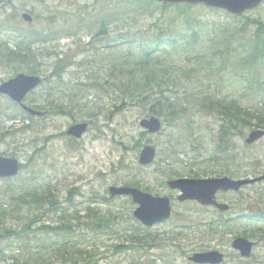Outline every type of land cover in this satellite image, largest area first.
<instances>
[{
	"label": "trees",
	"instance_id": "16d2710c",
	"mask_svg": "<svg viewBox=\"0 0 264 264\" xmlns=\"http://www.w3.org/2000/svg\"><path fill=\"white\" fill-rule=\"evenodd\" d=\"M95 1L99 2V0ZM5 3L11 9L15 8L13 0H5ZM195 8L209 9L210 12L221 11L203 5L165 4L150 0H116L112 1L109 10L101 6L98 17L90 13L87 14L90 16L88 18L79 15L76 24L73 20H69L66 29H47L49 33L24 28L17 13L4 11V16L0 19V33H5L0 36V81L19 72L41 74L43 61L42 57L37 56V43H47L61 35L76 36L79 31L83 30L91 33L97 30L94 34L95 40L99 35L105 36L107 31L114 30L124 37L123 43L100 45V48H95L92 40L89 43L90 49H93L91 56L81 58L76 64L79 68H83L85 77L89 72L93 81L81 85L75 84L71 90L69 88L67 90L71 92L76 90L81 93L82 89L90 91L95 87L104 92L111 89L112 93L116 94L115 99H119L121 106L125 104L140 106L146 116H158L162 121L173 125L175 131L170 133L171 138L168 145L163 150L157 149V160L155 161L157 171L167 178L190 173L184 172L183 166H179L177 161L183 164L185 160L180 159L178 155L183 153L188 158V154L196 151L198 147L194 145L189 147L180 143L181 135L184 136L183 132L187 131L186 136H192L193 129L198 130V127H194L191 123L193 122L192 112L215 115L214 117L220 121L213 141L215 149L211 154L215 162L220 160L226 170H229V160L237 155L235 165L242 164L244 173L255 174L259 167L258 162L250 161L254 156L246 152L239 156L238 150L231 144V137L244 135L246 129H264V104L261 103V107L257 103L252 106H243L239 100L227 93L217 94L212 86L224 83L226 79L241 77L253 90L255 97H261V101H264V20L259 16H249L248 13L254 11L252 10L240 16L224 11L230 19L210 21L203 19L207 13L202 14L203 11H196ZM158 11L160 12L159 18H168L164 24L142 31H135L132 28L139 18L153 17ZM43 49H47V46L44 45ZM42 52L44 51H41L39 56ZM66 58L65 54V57L55 60L49 75L43 76V82L55 81L56 84L58 83L57 89L62 88L64 83L58 82V79L70 64L75 63ZM102 71L107 72L111 79L104 77L103 80L100 75ZM181 78L184 81L181 82ZM55 88L49 84L48 90L43 94V99L34 97L35 92L33 91L26 98V102L45 114L48 109H56V113L60 114H71L66 106L54 103L52 96ZM193 97H196L197 101H193ZM4 99L6 105L0 107V120L3 117L12 118L19 114L30 120L35 119L21 109L20 113L16 114L18 106L8 98ZM113 107V110L108 111L109 116L120 110L116 103H113ZM45 114L39 118H43ZM184 117L186 122L181 126L179 121ZM253 120L256 121L253 122ZM28 127L25 125L20 130L25 132ZM8 133L10 135L11 132L1 133L0 137ZM142 134L146 133L142 132ZM48 138L44 141H48ZM118 143L123 145L121 141ZM195 143L197 145V142ZM136 145L140 147V140ZM0 154L17 158L14 151ZM33 157L34 155L31 156ZM28 164L21 162L20 171ZM140 170L137 173L142 172ZM200 171L204 172L198 169L192 173L193 176L198 177ZM132 179L123 184L151 191L150 186L144 184L138 175L135 174ZM0 180L11 181L13 178ZM7 190L12 191L13 195L9 196L8 202L0 205V233L4 238L8 236V242L13 244L10 247L13 254H11L9 264H51L53 262L51 258L47 259L50 255L58 256L61 260L60 264H99L104 256L90 244L93 238L101 234L108 236L118 234L115 226L119 223L120 217L110 210L104 211L100 207L87 204L83 216L79 215L77 210L75 214H69L65 212V208L59 207L60 203L55 204L56 197L50 192L47 193L44 189L24 184L23 181L16 188L7 185L5 191ZM106 200L103 198V201ZM19 201L27 204L28 208L32 203L37 207L34 216L21 229H17L9 218L18 211L16 205ZM262 202L264 203V197L261 195L259 204H255L258 205L256 207H264L260 205ZM191 204L199 210L207 209L195 203ZM48 209L53 212L63 210L58 216V223L38 222V219L44 215V211ZM214 212L217 214L218 221L224 226L218 223H203L196 216L174 212L173 218L176 216L175 236L179 239L197 238L200 241H223L227 233L233 232L234 228L231 227V223L235 219L227 217L224 212L216 210ZM256 214H261V212ZM73 216L76 219L75 222L71 220L74 219ZM31 223L41 224L33 229L30 227ZM132 229L138 230V226ZM29 232L33 233V236H30ZM34 232L45 235L52 233L56 240L48 239L40 242ZM254 232L264 236V227ZM75 233H77L76 236H72ZM239 234L249 236L245 232L236 235ZM157 240L158 236L140 237L134 234L130 236L131 242L126 248L144 249L160 245ZM114 248L117 252L121 250L118 244L114 245ZM15 249H20V251L15 253ZM176 251L185 253L181 246H176ZM0 258L6 260L3 250H0ZM149 264H154V262L149 261Z\"/></svg>",
	"mask_w": 264,
	"mask_h": 264
},
{
	"label": "rangeland",
	"instance_id": "374dc122",
	"mask_svg": "<svg viewBox=\"0 0 264 264\" xmlns=\"http://www.w3.org/2000/svg\"><path fill=\"white\" fill-rule=\"evenodd\" d=\"M112 1L116 0H13L15 8L5 3V0H0V19L4 16V11L17 13L19 19L23 11L30 12L33 19L30 22H25L21 19L24 28L40 30L46 33L47 29L60 30L66 29L69 20H73L75 24L80 16H87L88 13L100 16L99 9L109 10ZM196 11L207 13L203 19L223 21L224 18L230 19L223 11L210 12L209 9L195 8ZM79 13V14H77ZM80 15V16H79ZM158 11L153 17L144 16L139 18L132 28L135 31L145 29H154L156 25H162L168 18H159ZM251 17H261L264 20V2L259 6L258 10L248 13ZM121 21V20H120ZM120 22H118L119 24ZM131 23V21H130ZM129 26V25H127ZM76 28V27H75ZM252 30V29H251ZM49 33V32H47ZM89 31H79L76 36L61 35L58 38L51 39L47 43H37V56L42 57L41 65L42 72L40 76H47L52 70V66L59 57L67 56V59L73 60L66 70L62 73L58 82H63L62 88L57 89L55 81H44L35 90L34 97L44 98V92L48 90L49 84L53 85L52 98L55 104H62L70 110L71 114L56 113V109H48L43 118H35L30 120L22 115L0 120V134L11 132L10 135L0 137V153H9L14 151L17 154V159L22 163H29L26 168L20 171L19 175L11 181L0 180V203L8 202L9 196L13 195L12 191L5 188L10 185L16 188L23 181L24 184L46 190L56 197L55 204L60 203V208H65V212L78 214L83 216L85 206L88 204L92 207H100L104 211L110 210L119 216V223L115 226L118 234L97 235L90 243L95 246L98 252L104 256L99 264H149L153 261L154 264H193L188 261L187 257L193 252L218 250L224 254V261L221 264H264V236L259 235L260 227H264V215L260 219L247 214L257 213V197L259 194L264 196V182L247 185L240 193H230L226 195V199L230 204V211L225 214L235 220L232 221L231 227L234 228L232 233H227L225 239L221 242L205 240L200 241L197 238L187 239L178 238L175 236V223L173 216L164 222L154 226L145 227L141 225L133 216V210L136 206L130 197L115 196L110 197L108 187L110 185L122 186L123 182L132 181L134 175L142 178L144 184H148L152 194L158 195H176V190H171L165 185L167 176L157 171L155 161L149 166L141 167L138 164V155L144 144L153 145L156 150H163L169 143L171 138L170 133L175 131V127L166 122H163L161 131L157 133H148L140 126L141 118L146 117L140 106H132L121 103L116 98V94L110 89L104 92L100 88H92L90 91L79 93L76 90H71L75 84L81 85L93 81L91 74L85 77L83 68H79L76 64L81 58L90 57L93 49H90V44L93 40L95 48H100V45H120L123 43V38L119 33L110 30L105 36L99 35L94 40V34ZM5 33H0V36ZM47 49H43V46ZM49 46L51 48H49ZM107 49V48H105ZM104 49V50H105ZM103 51V49H101ZM41 51L42 54L39 56ZM262 68V66L260 67ZM225 72V71H224ZM242 73L241 71H239ZM93 73V72H92ZM103 80L110 78L107 72L102 71L100 74ZM105 77V78H104ZM88 78V79H87ZM111 79V78H110ZM224 83L214 84L212 87L217 94H229L239 100L243 106H252L257 103L260 107L264 104L261 97H255L253 90L244 81L243 78L226 79ZM102 81V80H101ZM184 81L183 78L180 80ZM66 88V89H65ZM62 92L68 94L64 95ZM181 94L180 91L177 90ZM178 93V94H179ZM5 97L0 99V107L6 105ZM193 97V101H197ZM26 103V102H25ZM113 103L119 107V111L109 116L108 111L113 110ZM13 106V105H10ZM9 106V107H10ZM53 110V111H52ZM20 113V108L17 107L16 114ZM191 122L198 130L193 129L192 136H186L187 131L183 132L184 136L180 137L181 145L189 147H197L196 151L188 154V158L183 153L178 157L184 159L183 164L177 161L179 166H183L184 176H193V172L200 169L204 172H199L201 178L218 177L222 175H230L244 177L253 175L249 172L244 173L242 164L236 166L238 156H233L229 160L228 168L221 164V161L215 162L211 154L215 149V140L219 119L215 115L199 114L192 112ZM218 116V115H217ZM80 121L89 122L87 132L76 139L66 135L67 128ZM256 120H253V122ZM185 117L179 121L183 126ZM28 125V130L23 132L20 130L23 126ZM184 129V127H183ZM251 129H246L244 135H233L231 144L238 150L239 156L244 152L252 154L254 157L250 161L258 162V169L255 175L264 170V137L251 145H246L244 138ZM145 132L146 134H142ZM13 134V135H11ZM49 137V138H48ZM48 138V141H44ZM140 140V147L136 145ZM122 142L120 145L118 142ZM197 142V145L196 143ZM125 146V147H124ZM247 146V148H244ZM235 152V151H234ZM34 155L33 158L31 156ZM157 156V155H156ZM194 157V159H193ZM141 167V168H140ZM141 169L140 173H137ZM247 174V175H245ZM15 183V185H14ZM76 188V189H74ZM243 197V199L241 198ZM106 198V201H103ZM16 205L18 211L9 216L12 224L17 229H21L26 222L34 216V211L37 207L34 203L28 208L27 204H22L20 201ZM173 214H189L201 219L203 223H218L224 226L217 219V214L212 208L199 210L195 206H191V202H178L176 199L172 203ZM195 207V208H194ZM63 210L53 212L48 209L44 211V215L38 219V222L55 224L58 223V216ZM203 211V212H202ZM42 212V211H41ZM248 217H243V215ZM73 222H75V217ZM249 218V219H248ZM211 220V221H210ZM40 223V224H41ZM38 223H31L33 229L39 226ZM138 226V230L132 227ZM245 232L249 236V240L255 241L253 251L250 257L242 258L239 253L231 247V241L238 233ZM35 233V232H34ZM33 236V233H30ZM36 237L41 241L50 239L56 240L54 234L49 235L36 232ZM77 233L72 234L76 236ZM142 236H158L157 242L160 245L141 248H126L130 244L131 235ZM242 236V234H239ZM80 236V235H79ZM78 236V237H79ZM0 239V250L4 251L6 260L0 258V264H9L11 262L12 243L8 242L9 238ZM63 237V235L61 236ZM262 239V240H261ZM165 242H164V241ZM209 242V243H208ZM87 243V242H85ZM121 246L119 252L115 251L114 245ZM176 246L184 248L185 253L176 251ZM20 249H15L18 252ZM53 261L51 264H60L61 260L56 255H50Z\"/></svg>",
	"mask_w": 264,
	"mask_h": 264
},
{
	"label": "water",
	"instance_id": "95a60500",
	"mask_svg": "<svg viewBox=\"0 0 264 264\" xmlns=\"http://www.w3.org/2000/svg\"><path fill=\"white\" fill-rule=\"evenodd\" d=\"M162 3H187V4H204L209 7L223 9L230 14L240 16L245 11L252 10L260 5L264 0H153ZM21 17L24 21L30 22L32 16L27 12H22ZM41 81L37 75H28L18 73L12 78L0 84V94L7 95L13 101L19 103L23 110L31 115L41 116L42 112L32 109L23 103L25 95L35 89ZM141 127L150 133L160 130V119L155 116L142 118L139 121ZM87 122H78L72 124L67 129L68 135L79 138L86 132ZM264 136L263 129L251 130L245 142L250 144ZM156 155V149L151 144H145L138 155L140 165H148L153 162ZM19 171V161L16 158L5 157L0 155V177L14 176ZM264 179V173L248 178H231L229 176H220L212 178H190L177 177L169 179L166 184L169 188L178 190L179 201L196 200L202 205H213L219 210H227L229 205L225 202L217 201L215 194L217 191L238 190L241 186L254 183ZM111 197L129 195L136 204L133 210V216L145 226H151L155 223L168 219L172 214L171 199L169 196H157L143 191L133 186H116L110 185L108 188ZM1 236V235H0ZM231 246L237 250L241 256L247 257L251 254L253 242L249 239L237 236ZM224 255L218 250H207L192 253L188 260L197 264H219L223 261Z\"/></svg>",
	"mask_w": 264,
	"mask_h": 264
},
{
	"label": "flooded vegetation",
	"instance_id": "af4514ba",
	"mask_svg": "<svg viewBox=\"0 0 264 264\" xmlns=\"http://www.w3.org/2000/svg\"><path fill=\"white\" fill-rule=\"evenodd\" d=\"M260 182H264V180L263 181H260ZM260 182H258V183H260ZM245 186H243V187H241V189H239L238 191H236L235 193H241L242 191H243V188H244ZM230 193H233V191L232 190H229V191H218L217 193H216V198H217V200L218 201H223V202H227L228 203V201H227V199H226V195H228V194H230ZM241 198L243 199V197L241 196ZM241 215H243L242 216V218L243 217H248L247 215H250V216H252V217H255V218H257L258 217V215L256 214V213H254V214H247V215H244V214H241ZM249 219V218H248ZM262 240V239H261ZM254 243H255V241H254Z\"/></svg>",
	"mask_w": 264,
	"mask_h": 264
}]
</instances>
